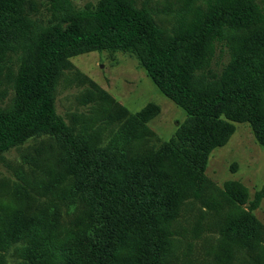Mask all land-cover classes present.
I'll use <instances>...</instances> for the list:
<instances>
[{"label":"trees","instance_id":"obj_1","mask_svg":"<svg viewBox=\"0 0 264 264\" xmlns=\"http://www.w3.org/2000/svg\"><path fill=\"white\" fill-rule=\"evenodd\" d=\"M218 45L229 47L231 60L208 81L205 67ZM104 50L133 53L186 111L175 137L155 146L153 132L140 130L130 135L140 149L130 153L88 142L58 113L56 83L69 58ZM2 85L13 96L0 99V153L48 136L67 155L61 180L72 181L37 214L17 209L7 217L0 231L6 261L11 254L14 264H171L173 224L197 200L218 217L228 249L247 248L251 264H264V226L254 214L264 187L249 200L243 186L220 190L205 174L211 152L228 141L235 122L248 123L264 146V5L258 0H166L161 7L98 0L82 9L72 0H0ZM98 92L92 97L105 100L108 115L126 119V134L158 110L148 104L131 113Z\"/></svg>","mask_w":264,"mask_h":264},{"label":"rangeland","instance_id":"obj_2","mask_svg":"<svg viewBox=\"0 0 264 264\" xmlns=\"http://www.w3.org/2000/svg\"><path fill=\"white\" fill-rule=\"evenodd\" d=\"M97 1L72 0L79 9ZM165 1L149 0L158 7ZM258 1L264 5V0ZM163 19L166 27H173L171 15H165ZM230 60L229 47L218 45L209 59V66L205 67V79L212 81L214 74L219 77ZM68 62L56 83L57 110L88 142L135 153L140 149V142L130 135L148 130L153 132L149 144L158 146L163 140L175 137L179 128L186 124V111L161 92L133 53L124 50L91 51L72 56ZM99 89L111 97L109 105L116 102L131 113L140 112L148 104L157 106L158 110L145 125H138L126 134L123 131L126 119L118 114L108 115L103 110L107 108L105 100L92 97V92L100 95ZM12 96L11 89L0 86L2 102L8 103ZM127 136L129 142H121L122 137ZM66 165L64 148L48 136L32 138L21 146L0 153V231L12 211L21 209L27 214H37L39 208L50 203L49 198L69 188L72 181L69 178L61 180L60 176ZM205 174L220 190L232 183L243 186L249 200L264 187V146L256 141L248 123L235 122L234 132L228 141L211 152ZM207 205V201L197 200L185 204L179 219L173 224L171 264H251L247 248H227L219 233L218 217ZM254 214L264 226V198ZM2 254L0 252L1 264H14L11 254L7 261Z\"/></svg>","mask_w":264,"mask_h":264}]
</instances>
